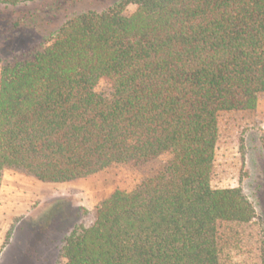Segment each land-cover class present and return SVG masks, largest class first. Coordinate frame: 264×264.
Segmentation results:
<instances>
[{
	"label": "trees",
	"instance_id": "obj_1",
	"mask_svg": "<svg viewBox=\"0 0 264 264\" xmlns=\"http://www.w3.org/2000/svg\"><path fill=\"white\" fill-rule=\"evenodd\" d=\"M262 94L264 0H123L72 17L1 69L0 187L11 168L68 183L169 154L67 238L65 264H222L229 229L255 209L211 185L219 117L256 110Z\"/></svg>",
	"mask_w": 264,
	"mask_h": 264
},
{
	"label": "rangeland",
	"instance_id": "obj_2",
	"mask_svg": "<svg viewBox=\"0 0 264 264\" xmlns=\"http://www.w3.org/2000/svg\"><path fill=\"white\" fill-rule=\"evenodd\" d=\"M121 1L0 3V73L16 56L48 47L70 18L101 14ZM136 11L129 5L125 14ZM106 88L101 82L97 92ZM219 128L211 185L240 189L255 209L252 222L229 229L222 264H264V94L254 111L221 113ZM170 160L171 155L165 154L142 167L114 165L68 183H45L21 169H7L0 187V264H65L62 249L67 238L91 227L97 208L107 198L117 190L132 192Z\"/></svg>",
	"mask_w": 264,
	"mask_h": 264
}]
</instances>
